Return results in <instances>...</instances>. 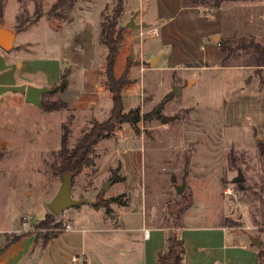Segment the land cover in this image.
I'll use <instances>...</instances> for the list:
<instances>
[{
    "label": "rangeland",
    "instance_id": "rangeland-1",
    "mask_svg": "<svg viewBox=\"0 0 264 264\" xmlns=\"http://www.w3.org/2000/svg\"><path fill=\"white\" fill-rule=\"evenodd\" d=\"M56 2L4 0L0 26L3 22L15 31L33 16L36 5L47 12ZM117 4L118 0H75L62 9L63 19L43 17L20 31L11 52L0 47V55H14L16 63L29 66L25 78L29 85L44 82L45 74L54 82L49 88L57 87V91L43 96L44 105H68L48 111L44 106L26 104L25 88L2 106V227L34 229L40 245L43 237L59 231L54 229L58 223L63 230L71 219L78 225L104 228L106 209L90 203L108 195L103 190L110 180L106 169L113 165L114 152L119 149L146 157L142 165L146 164L149 206L172 193L166 201L165 226L173 229L177 242L182 227L218 225L247 237L250 244V235L264 243V58L251 47H264V0H231L220 9L201 5L199 0H124L117 26L125 29L119 45V52L125 48L120 78L124 75L128 82L122 92L124 110L139 109L142 120L137 126L117 125L103 140L106 146H96L95 166L75 176L72 197L88 203L59 214L51 209L62 185L52 168L59 162L64 126L69 129L68 147L73 149L94 121L105 122L111 115L101 24L104 15L113 16ZM132 18L139 28L127 26ZM143 24L147 26L141 27ZM153 29L158 37L149 35ZM230 40L236 44L225 56L221 43ZM241 41L251 48H237ZM63 75L69 85L59 91ZM175 86L180 87L179 97L174 95ZM91 100L94 104H89ZM73 104L82 109L72 108ZM164 116L176 120L163 124ZM105 149L109 151L96 167ZM121 160L119 156L116 162ZM117 170L109 171L110 177L114 173L122 177L121 167ZM186 170L187 188L179 195L172 179L181 183ZM239 170L245 177L242 190L233 183ZM97 172L101 173L99 179ZM227 187L233 189V195L224 193ZM47 216L54 222L38 228ZM139 219L136 226L141 225ZM16 235H3L0 241L6 245ZM105 235L112 243L123 242L127 234ZM260 264H264V254Z\"/></svg>",
    "mask_w": 264,
    "mask_h": 264
},
{
    "label": "crops",
    "instance_id": "crops-1",
    "mask_svg": "<svg viewBox=\"0 0 264 264\" xmlns=\"http://www.w3.org/2000/svg\"><path fill=\"white\" fill-rule=\"evenodd\" d=\"M19 33L16 32V36ZM124 52L125 48L120 50L116 59L115 76L117 78H120L124 71L120 63ZM9 56L11 55H0V110L11 99L12 94L23 91L29 85L25 79L29 66L18 64L16 63L18 60L12 57L14 55ZM33 85L49 88L54 85V82H51L50 77L45 74L44 82ZM71 89L72 86L67 90ZM94 102L91 100L89 104ZM72 108L82 109L76 107V104H73ZM99 144L106 146L103 140ZM106 150L108 149L99 154L96 167ZM114 153L111 162L114 166L107 167L106 171L109 175L106 179L111 178L109 171L113 172L121 167L122 177L125 180L112 184L107 190L108 195L104 197V200L119 196L122 198L111 203V214L102 216L104 228L78 225L71 219L57 237L44 250H41V245L37 241V232L34 229L9 230L3 228L0 223V238L8 234H17L16 236L23 234L12 244L10 242L13 239L6 245L0 241V264H72L73 257L78 258L76 264H158V256L166 246L165 207L167 198L172 193L169 192L166 198L158 201L159 203L155 202L149 206L147 183L144 182L146 164L142 165L143 161L147 162L146 157L138 155L136 151L118 149ZM119 156L123 158L122 162L119 161L120 165L116 162ZM96 175L99 179L101 173L97 172ZM138 196L141 198L139 199ZM123 199L125 201L122 202ZM90 204L94 206L93 203ZM100 208L103 207L99 206ZM137 217H140L141 221L139 226H136ZM147 230L149 237L145 238L144 231ZM122 232L127 234L123 242L114 240L110 243L106 240L105 234ZM180 234L185 242L186 264H259L258 249L250 245L247 237H238L236 235L238 233L228 231L223 226L182 227ZM37 250H40L39 256L36 261H32Z\"/></svg>",
    "mask_w": 264,
    "mask_h": 264
},
{
    "label": "trees",
    "instance_id": "trees-1",
    "mask_svg": "<svg viewBox=\"0 0 264 264\" xmlns=\"http://www.w3.org/2000/svg\"><path fill=\"white\" fill-rule=\"evenodd\" d=\"M231 0H199L201 5H207L214 9H220L223 3L228 2ZM238 1H251V0H238ZM75 0H57V2L51 7V9L47 12H44L42 7L36 5V10L33 16L26 21L25 24L19 25L16 32H20L25 30L29 26L36 24L40 21L41 18L47 17L49 19H63L64 15L62 14V9L67 5H72ZM72 3V4H71ZM4 5V0H0V14L2 13V7ZM124 8V0H118L117 7L114 11L113 16L109 17L108 15H104L101 27V37L102 43L107 48V56H106V78H107V85L109 87V91L112 94V101H113V108L111 110V115L108 120L105 122L99 123L97 121L93 122L92 128L79 139L77 144L73 149L68 147V135L69 129L64 126V134L61 139L60 150L58 152V159L59 162L54 166L52 169L54 172L62 178L66 174H72L75 176L83 173L86 169L93 168L95 166V162L93 159V154L95 151L96 146L102 141L109 138L117 125L123 124H130L132 126H137L138 123L141 122L142 116L139 109L131 110L129 112H125L124 110V98L122 95L124 87L128 84L126 81L125 76L123 75L121 78H116L115 76V64L116 59L119 53V45L124 40V27H120L117 29L118 26V18L121 16ZM236 44L235 41H226L221 43V51L223 55L229 56L230 52H232L233 48L231 45ZM255 47V50L259 52L260 56L264 58V47H260V45H252L251 47ZM248 47L244 41H241L240 46L237 45L239 49H247L251 48ZM262 63V62H261ZM259 63V64H261ZM69 85L67 75H63L62 83L60 85L59 91L65 90ZM57 89L55 90V92ZM54 92V93H55ZM53 94V93H50ZM45 110L48 111H56L61 109H67L68 105L66 103H54L50 106L44 105ZM264 156V152L261 153ZM115 172V171H114ZM73 178V181H74ZM125 179L123 177H119L118 175L113 174L110 178L109 182L115 184L117 182H122ZM240 187V186H239ZM73 188V187H72ZM240 190H242L240 188ZM122 196L117 198H110L108 200H102L98 198V201L94 203L95 207L102 206L106 209L107 214H111L110 205L113 202H117L121 199ZM264 215V213H263ZM47 222H54L52 221L51 216H47L44 221H42L39 227H42ZM264 226V218L263 223ZM62 224L58 223L54 229L59 230L57 233L52 235H47L43 237V243L41 244V250H44L48 244L57 237L58 233L62 230ZM172 228H167L166 232V246L162 253L158 256V264H186L185 263V242L181 237L179 242H177L176 237L172 232ZM264 233V229L262 230ZM22 235L16 236L10 243H14L21 238ZM37 241L39 242V235L36 233ZM257 239V238H256ZM258 240V239H257ZM252 247H255L252 243L250 244ZM264 247V243L262 242V248ZM258 250L259 255V264L263 257V250Z\"/></svg>",
    "mask_w": 264,
    "mask_h": 264
},
{
    "label": "water",
    "instance_id": "water-1",
    "mask_svg": "<svg viewBox=\"0 0 264 264\" xmlns=\"http://www.w3.org/2000/svg\"><path fill=\"white\" fill-rule=\"evenodd\" d=\"M129 28L136 29L139 28L140 25L135 23V19L132 18L130 22L127 25ZM146 24H143L141 27H146ZM16 38V32L10 29H7L4 27L3 22H1L0 26V47L6 51L10 52L14 49V41ZM130 58H134L133 52L130 54ZM153 59L151 61V65L154 63ZM57 87L55 88H48V87H37L34 85H28L25 93V103L34 105L38 108H43V96L46 94L54 93ZM180 93V87L175 86L174 87V95L175 97H179ZM176 120V117H167L164 116L162 118V123L167 124L169 122H173ZM187 170L184 172V175L182 176L181 183H178V180L176 177H173L172 183L174 188L176 189L177 194L182 195L186 188H187ZM73 178L74 176L72 174H66L62 178V185L59 189L58 194L56 197L52 200L50 206L54 213L59 214L62 211L71 208V207H78L81 206L84 203H88L87 200L81 199V200H75L72 197V187H73ZM245 182V177L242 171H238V175L233 179V183L240 186L241 189H244L243 183ZM112 185L111 182H109L105 187L104 191H107L109 187ZM249 239L251 243L257 248H262V241L257 240L254 236L250 235Z\"/></svg>",
    "mask_w": 264,
    "mask_h": 264
},
{
    "label": "built area",
    "instance_id": "built-area-1",
    "mask_svg": "<svg viewBox=\"0 0 264 264\" xmlns=\"http://www.w3.org/2000/svg\"><path fill=\"white\" fill-rule=\"evenodd\" d=\"M143 34V32L141 33V35ZM149 35L152 36V37H158L159 36V33L157 31V29H153L149 32ZM224 193L226 195H233V189L232 188H229L227 187L224 191ZM144 237L145 238H148L149 237V231H144ZM78 262V258L77 257H73L72 259V264H76Z\"/></svg>",
    "mask_w": 264,
    "mask_h": 264
}]
</instances>
